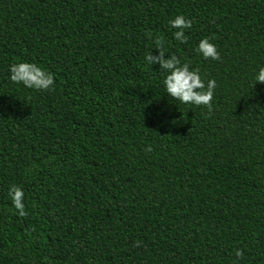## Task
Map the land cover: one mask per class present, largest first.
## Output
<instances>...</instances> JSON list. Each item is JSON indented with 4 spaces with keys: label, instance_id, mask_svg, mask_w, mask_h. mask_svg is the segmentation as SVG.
I'll list each match as a JSON object with an SVG mask.
<instances>
[{
    "label": "trees",
    "instance_id": "16d2710c",
    "mask_svg": "<svg viewBox=\"0 0 264 264\" xmlns=\"http://www.w3.org/2000/svg\"><path fill=\"white\" fill-rule=\"evenodd\" d=\"M157 36L215 79L211 114L168 96ZM19 62L54 90L13 83ZM260 67L264 0H0V264H264Z\"/></svg>",
    "mask_w": 264,
    "mask_h": 264
},
{
    "label": "clouds",
    "instance_id": "9594fccd",
    "mask_svg": "<svg viewBox=\"0 0 264 264\" xmlns=\"http://www.w3.org/2000/svg\"><path fill=\"white\" fill-rule=\"evenodd\" d=\"M192 20L178 15L169 21L172 28L176 29L174 38L181 43H187L188 36L185 34L186 29L192 27ZM145 35L149 39H153V33L147 31ZM154 43L157 46L159 54L153 55L149 52L145 56V61L148 65L159 64L160 69L167 73L164 79V86L168 96L182 104H191L195 106H205L208 113L213 112V98L217 87L215 79H209L205 83L202 79L199 70H192L188 63H181V59L176 55H170L165 58L164 40L163 37L157 36L154 38ZM197 52L202 54L204 59L221 60L222 57L217 49V46L208 38L201 39ZM10 79L13 83L23 84L25 87L35 89L37 91H52L54 90L55 78L54 75L32 62L13 63L10 66ZM256 83L264 84V67H260L255 76ZM255 83V84H256ZM146 152H151V146L145 148ZM9 196L12 203L17 209L20 217L28 215L24 200V191L17 185H12L9 188ZM135 246L139 247L140 242L137 241ZM237 257H243V250L237 249L235 252Z\"/></svg>",
    "mask_w": 264,
    "mask_h": 264
}]
</instances>
